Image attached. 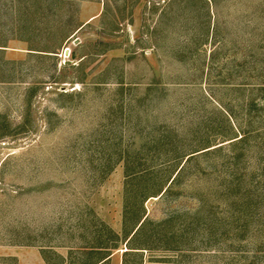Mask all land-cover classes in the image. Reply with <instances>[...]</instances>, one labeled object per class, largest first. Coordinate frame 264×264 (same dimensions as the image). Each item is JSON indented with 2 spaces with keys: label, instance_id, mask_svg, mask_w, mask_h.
<instances>
[{
  "label": "rangeland",
  "instance_id": "obj_1",
  "mask_svg": "<svg viewBox=\"0 0 264 264\" xmlns=\"http://www.w3.org/2000/svg\"><path fill=\"white\" fill-rule=\"evenodd\" d=\"M259 84L264 0H0V264H264Z\"/></svg>",
  "mask_w": 264,
  "mask_h": 264
},
{
  "label": "trees",
  "instance_id": "obj_2",
  "mask_svg": "<svg viewBox=\"0 0 264 264\" xmlns=\"http://www.w3.org/2000/svg\"><path fill=\"white\" fill-rule=\"evenodd\" d=\"M257 89L259 90V92L262 94V97H260L259 101V105L260 106H264V84H259V86L257 85ZM255 120L257 122V125L259 124L260 126L254 128L253 130L256 131L255 136L257 138L262 137V135H264V113H262L261 115H256ZM263 123V125H262ZM239 130V129H238ZM239 135H237L234 141L239 140V142H244L248 139L247 133L246 131H244L243 133L239 130ZM258 144H262V146L264 147V140L259 142ZM258 147H260L258 145ZM263 168V173H264V167ZM181 169V167H180ZM180 169L177 171V173H179ZM176 173V175H177ZM175 175V176H176ZM175 176L173 177V179L171 180V182H173V180L175 179ZM160 191V190H159ZM149 196L148 194L145 195L144 197ZM261 196H263V194H261ZM144 200V199H143ZM260 203H263L260 201ZM259 203V204H260ZM258 204V202H257ZM133 214V215H132ZM131 215L134 217L133 218V225L131 227L127 226V221L130 219ZM143 213L139 212H134V213H129V212H125L123 215V238L126 239V250L124 251V259L122 261V264H129V259L131 258H138L140 257L142 254L139 249H147L148 247H146V245H143L142 243H137L135 242L137 240V237H139L141 230L143 228V226L148 222L147 219H144L139 226L137 227V229L134 231L135 227L137 226V224L139 223V221L142 219ZM128 218V219H127ZM132 223V222H131ZM126 227V228H125ZM109 236H105L102 237V235H98L97 239L98 244L95 246H92L90 248V250L88 251L90 255V257H87L85 255H89L87 252L85 254H83L84 259L83 260H79V264H106V261L109 258V250L112 248H116L117 247V243L113 242L115 238H118V235H116L114 232H112L110 229H107ZM134 231V232H133ZM131 232H133L131 234ZM114 237V238H112ZM104 251V252H103ZM95 256V257H91V256Z\"/></svg>",
  "mask_w": 264,
  "mask_h": 264
}]
</instances>
